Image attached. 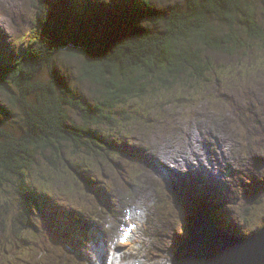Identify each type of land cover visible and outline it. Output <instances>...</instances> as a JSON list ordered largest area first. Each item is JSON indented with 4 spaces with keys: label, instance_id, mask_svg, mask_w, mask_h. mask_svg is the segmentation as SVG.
I'll list each match as a JSON object with an SVG mask.
<instances>
[{
    "label": "rangeland",
    "instance_id": "374dc122",
    "mask_svg": "<svg viewBox=\"0 0 264 264\" xmlns=\"http://www.w3.org/2000/svg\"><path fill=\"white\" fill-rule=\"evenodd\" d=\"M63 1H65L63 13L66 25L70 30L72 26H79L81 22H87V16L76 18L71 15L80 10V6L89 10L92 9V5L94 12L105 13V19H110L115 14L113 8H115L116 0H87L83 2L81 0H0V36L3 35V26L6 30L15 33V41H23L25 44L26 37H30L35 30L36 23L34 21H36L37 11L50 9L53 12L56 4L60 5ZM166 1L170 2L171 0ZM255 3L259 4L258 20L264 25V2L260 0ZM74 5L79 8H75ZM59 8L61 9L60 6ZM10 43L14 47L17 46L15 49L18 51L21 48V45L17 43ZM262 47L264 48V44L256 47L250 56H243L240 60L237 57L223 59L220 56L221 60L220 62L215 61L214 70L209 79L199 86L198 92L201 95L198 97L183 88L175 91L172 96L162 94L159 97V94L156 93L154 97H159L156 99L159 100L157 103H153L154 99L143 98L144 100H131L123 109H117L120 114H116V120H118L116 127H104L105 132L113 134L110 140L114 141L113 138H115L116 141L108 143L109 152L106 154L91 152V155H95V162L87 157L84 151L75 153L73 150H67L64 152V157L57 155L59 152H63L60 150L46 156L37 154L38 164L35 163L32 168L31 164L28 165V169H25V174L22 177L14 178L6 189L0 191V198L6 197L7 202L12 198L13 201V209L4 216L5 226L8 229L11 228L9 226L19 227L18 223L21 222V219H27V223L31 222L32 230L36 224L42 227L46 226V229L31 235H28L31 233L28 232L29 241L26 242V245L21 242L23 246L15 247L16 244H20L18 241L10 243V251L0 257V264H69L70 262H72L71 264H112L117 248L116 244L130 249L126 244L120 243L121 228H116V224H112L113 217H116V223L118 220L125 221L121 212L126 210L138 211L140 215L144 214L147 219H153L154 231L146 232L140 227L135 237L136 250L128 254L118 253L120 261L130 264L137 262L175 264L174 259L178 253L182 252L180 248L186 243V240H189L188 244L191 245V248L199 246L198 249H201L203 246L201 239L204 234H211L217 230L210 223L209 213L205 209L202 212L193 211L191 222L187 224V221L184 220L185 208L181 203V200L186 201L185 196L191 203L194 198L205 197L207 200L205 202L212 206L213 213L219 216L226 226V220L230 217L235 219L234 221L239 219L241 223L236 224L237 234L246 238L251 233V242L259 244L262 241L260 236L264 237L262 235L264 231V50L261 51ZM15 56L17 57L16 54ZM41 63V68H45V71L35 66L33 68L35 77L39 75L52 84H55L58 79L61 80L70 90L66 89L67 92H65L64 86L55 87L61 92L60 95L63 98L65 95L69 96L68 101H80L85 98L88 104H95V96H91L88 82L79 83L77 88L75 84L70 83L72 78L56 66L61 64L77 73L79 63L75 59L58 61V64ZM55 67L58 70V79L52 75V70ZM81 88L86 89L87 93L83 94ZM11 90L14 91V94L8 91L0 93V106L14 114H12V118L7 119L10 122L6 124V128L12 127L20 133L19 125L32 127L36 125L35 122L28 123L26 121V112L30 110L33 100L28 99L26 102H22L20 91L15 87H11ZM15 96H18L17 103L14 102L16 107L10 105L11 98ZM64 106L69 107V104ZM124 110L130 114L123 115ZM66 111L71 118L69 109L66 108ZM191 113H195V115H190ZM76 114H81V112L77 110ZM188 116L191 120H187ZM23 117L24 122L18 123V118L23 119ZM73 117L76 119L75 116ZM123 118H127L129 121L124 120L123 123ZM184 124L188 126V132L186 128L182 129L181 126ZM95 128L98 127L90 129L94 131ZM197 131L200 133L198 134ZM186 133L196 135L193 138L194 143L192 141L188 147L189 136ZM202 138L204 141L200 140ZM208 140L209 144L207 145L206 141ZM203 144L209 149L212 146L213 151L207 152ZM145 145L150 146L151 154ZM130 147L136 151H144L146 155L151 156L153 160L148 163L152 167L145 161L135 159ZM116 149L121 151L117 152L120 154H116ZM172 149H176L174 153L180 159V163H177L176 159L169 158V152L173 151ZM144 153L141 152L140 155H145ZM104 154L114 158L110 159L108 163L105 160L102 163L98 162ZM185 154H189L188 161L182 157ZM229 162L236 164L235 170L229 169ZM224 164H227L228 169L226 166L224 167ZM67 165L70 167L68 168ZM214 165H217V168L214 169ZM75 167L78 169L79 176H88L94 179L97 187L105 190L108 203H111L108 200V196L111 195L114 209L107 207L110 209L108 211L98 202L95 195H92L91 198L88 188L85 193L82 190L84 185L80 180L74 182L69 180L71 171L76 173ZM163 168L167 170L166 177L178 175L177 181L180 179L179 182L184 185L182 191H177L173 185H171L172 188L170 186L171 190H168L169 185L163 180ZM203 168L208 171V174H211L212 170L221 173L223 178L229 182L224 180L215 182L209 178L210 182L207 184L203 178L198 181L200 186L196 182L182 180V174L198 176ZM158 169L160 171H157ZM168 171H172V174L169 175ZM233 179L234 181H232ZM78 182L80 185L78 189H75ZM220 182H226L224 183L227 185L226 188L221 186ZM254 182H260V184L252 187ZM112 184H116V186L111 192ZM150 184L154 187L149 186ZM205 185H209V188H204ZM147 186L148 189L153 187V190L147 191ZM32 188H37L40 191L47 190L49 194L56 191L57 194L54 197L58 204L57 208L51 211L43 207L39 209L38 206L28 201L29 194L26 195L24 191L29 190L30 192ZM246 188H250V190L247 192ZM67 196L70 200H65ZM29 197L33 199L35 191H32ZM74 204L81 207L79 211L85 209V212L88 213L86 219L91 223L90 241H87L85 248L82 249L87 260H84L85 256L81 257L82 252L78 251L81 249L80 244L82 245L85 239V234H80L81 231L84 232L82 227L85 228L86 224L89 226L90 223L84 218L66 214L62 207L76 209ZM8 208H10L9 203ZM38 210L39 213L35 216ZM189 210L191 209L189 208ZM0 211L6 213L1 208ZM39 216L45 218L42 219ZM189 216L190 214L187 218ZM69 218H74V220L71 221ZM128 218L129 216L126 217L127 220ZM131 222L133 221L128 220L127 224ZM190 226H196L192 235H190ZM202 226L206 231L202 230ZM68 229H70L71 235H66ZM22 231L25 236L27 231L25 229ZM142 232L147 233L146 240H144ZM154 233L158 234L155 242ZM221 233L217 234L220 240L231 239L220 236ZM76 234L82 241L76 239ZM9 235L10 233L7 232L6 236L9 237ZM0 240L4 242L1 236ZM14 240V238L11 239V241ZM230 242L236 243L232 239ZM175 243L181 244L175 246ZM150 247L165 258V262L149 258L147 253ZM165 247L170 249L166 252L159 249ZM205 251L202 254L207 255ZM215 252L217 253V251ZM194 257L196 259L199 256L195 254ZM262 258L261 264L262 261L264 262V256ZM183 259L184 257L181 258V260ZM215 259H220V257L216 256ZM212 264L219 263L215 261Z\"/></svg>",
    "mask_w": 264,
    "mask_h": 264
},
{
    "label": "trees",
    "instance_id": "16d2710c",
    "mask_svg": "<svg viewBox=\"0 0 264 264\" xmlns=\"http://www.w3.org/2000/svg\"><path fill=\"white\" fill-rule=\"evenodd\" d=\"M64 2L56 4L53 12L37 11L35 30L26 37L25 44L19 42V51L15 50L0 68V93L14 94L11 87H15L20 91L22 102L32 99L26 121L36 123L34 127L19 125L20 133L12 127L8 129L7 119L13 113L0 106V191L14 178L22 177L28 165L32 168L38 164L37 154L46 156L60 150L63 152L57 155L64 157L67 150L84 151L95 162L91 152L106 154L108 143L116 141L110 140L113 134L105 132L104 127H116V114H120L117 109L143 98L157 103L162 94L172 96L183 88L198 97L199 86L209 79L220 56L240 60L264 44V25L258 20L259 4L255 3L260 0H116L115 14L110 19H105V13L94 12L92 5L89 10L80 6L71 15L87 16V22L72 26L71 30L66 25ZM72 59L79 63L77 73L58 64ZM41 62L57 63L77 88L79 83L88 82L95 104H88L85 98L74 102L68 101L67 95L63 98L55 86H64L65 92L70 88L58 79L56 67L52 70L53 77L58 79L55 84L39 75L35 77L33 68L38 66L41 70ZM81 91L87 93L84 88ZM156 93L159 97H154ZM17 98H11V106L17 103ZM77 110L81 114H76ZM126 114L130 113L124 110L123 115ZM122 120L124 123L128 119ZM20 122H24V117L18 118ZM91 127L98 128L93 131ZM117 152L121 151L116 149V154H120ZM105 154L98 162L108 163L114 158ZM75 171H71L69 179L73 182L80 180L77 167ZM36 189L24 193L30 196ZM205 201L199 205L211 207ZM12 203V198L8 202L6 197L0 198V208L6 211H0V236L4 240H0L1 256L10 251L12 242L20 243L15 247L26 245L28 232L35 231L27 219H21L19 227L5 226L4 216L13 209ZM184 208L193 216V209ZM214 220L222 227L221 220L215 216ZM229 226L225 230L237 234L236 226ZM22 229L27 231L25 236Z\"/></svg>",
    "mask_w": 264,
    "mask_h": 264
},
{
    "label": "bare ground",
    "instance_id": "6f19581e",
    "mask_svg": "<svg viewBox=\"0 0 264 264\" xmlns=\"http://www.w3.org/2000/svg\"><path fill=\"white\" fill-rule=\"evenodd\" d=\"M15 34V33H14ZM12 37L14 38V35H12ZM22 42V41H21ZM20 42V43H21ZM182 127V129H184V128H186L187 129V132H188V126L186 125V124H184V125H182L181 126ZM182 129H181V131H182ZM197 133L199 134L200 132L199 131H197ZM186 135H188L189 136V139H188V142H187V147L189 146V145H191L192 144V141H193V138H194V136H196V135H193V134H189V133H186ZM199 139V138H198ZM201 141H204V138H202V139H200ZM199 142V141H198ZM193 143H194V141H193ZM206 144L208 145L209 144V140L208 141H206ZM196 145V144H195ZM146 147H148L149 148V150H150V154L152 153V149L150 148V146H148V145H145ZM203 146H204V148H205V150L207 151V152H211V150L213 151V148H212V146H210V149L205 145V144H203ZM195 148H196V146H195ZM173 151H170L169 152V158L170 159H176L177 160V163H180V159L178 158V157H176L175 156V153L174 152H176V149H172ZM180 150V149H179ZM198 154V153H197ZM189 156V154H185V155H183L182 157L185 159V160H188L187 159V157ZM184 159H182V160H184ZM194 160V159H193ZM210 160H212V158L210 157ZM157 162H159L160 160H156ZM187 162V161H186ZM228 165H229V169H235L234 168V166L236 165V164H233L232 162H229L228 163ZM202 166V165H201ZM226 166V168L228 169V166H227V164H224V167ZM179 167V166H178ZM215 168H217V165H214V169ZM164 170H166L165 168H163ZM204 169V168H203ZM202 169V170H203ZM180 170V169H179ZM167 171V170H166ZM238 171H241V169H238ZM172 171H168V174L169 175H171L172 173H171ZM208 171H202V174L203 175H200V177H196V176H194V175H192V176H189V175H187V176H185V174H182L183 175V178H182V180L183 181H189V182H196L198 185H200L201 186V184H199V182L198 181H200V180H202L203 178L205 179V181H206V183L207 184H209V178H215V181L217 182V181H220V180H222L219 176H218V174H216L215 173V171H212V173L211 174H208L207 173ZM234 174V173H233ZM232 174V175H233ZM179 175H180V173H179ZM173 176V175H172ZM178 176V175H177ZM177 176L176 177H170V179H173V182L174 183H180L179 181H180V179L177 181ZM210 176V177H209ZM196 177V178H195ZM166 179H167V177H165ZM213 180V179H212ZM232 181H234V179L232 180ZM224 183H226V182H220V184H221V186L223 185L224 186V188H226V186L227 185H224ZM238 183V182H237ZM239 184V183H238ZM238 186V185H237ZM204 188H206V189H208L209 188V185H205V187ZM216 188V187H215ZM146 189H147V187H146ZM148 191V190H147ZM185 199H186V201H184V200H182V203L183 204H185L186 205V207H190V205L191 204H194L193 205V210L194 211H196V210H198V211H200V212H202L204 209H205V211L206 212H208L209 213V218H210V221L213 223V226H215L216 227V229H217V232L218 233H220V232H222L221 233V236L222 237H224V238H231L232 240L233 239H236V240H239V239H245V242H249V240L251 239V236H250V234L251 233H249L248 235H247V237L246 238H244V237H242V236H236V235H239V234H231V233H229V232H227L225 229L226 228H229L230 226V224H233L232 222H230L229 220H226L227 221V226L225 225V223L220 219V217L219 216H217L216 214H214L213 213V208H212V206L207 202V204L209 205V206H211V207H206V206H203V205H199V203L201 202V201H203L204 199L206 200V198L205 197H202L201 199H193V201H194V203L192 202H190V200H188V198L185 196ZM154 201V200H153ZM207 201V200H206ZM189 202V203H188ZM196 206H197V209H196ZM153 213L155 212V211H152ZM192 213H193V211H192ZM129 216V219H130V221H133V222H131L133 225H135V229L133 230V232H132V234H131V236L128 238V241H127V243L126 244H130L131 242H132V240H133V238L136 236V232H137V230L138 229H140V227L144 230V231H146V232H152V231H154V225H152L153 224V219L151 220V219H147V217H145V215L144 214H141L140 215V213H134V211L133 212H130V211H123V213H122V216L123 217H125V216ZM155 215V214H154ZM121 215H119V217H121V218H123ZM141 216V218H139ZM214 216L216 217V219L217 220H221L222 221V223H223V225H222V227L221 226H219L218 225V222L216 221V220H214ZM191 219H192V215L191 216H189V218H188V223L190 224V222H191ZM209 220V219H208ZM238 222H240V220L239 219H237L236 221H234V226H236V224L238 223ZM112 224H116V228H119V227H121V232L123 233L125 230H126V226H127V221L125 220H123V221H120V220H118L117 221V223H116V217H113V219H112ZM203 231H206L205 230V228H203ZM146 232H143V233H146ZM195 232V231H194ZM216 231L214 232V233H211V234H208L209 236H211L212 238H213V240L216 238V236H217V233ZM147 234V233H146ZM228 236V237H227ZM178 244H180V243H175V246L176 245H178ZM262 245V247H260ZM207 245H205V246H203V247H206ZM264 243H259L258 244V242H255L253 245H252V247H251V249L249 250H245L246 252H243V251H235V250H233V249H231L230 248V251H227L226 253H227V255H228V261H226V264H247L248 263V261L249 262H251V264H261V259L263 260V256H264ZM182 247H183V245L181 246V248H180V250L182 249ZM184 247H186V243H185V245H184ZM236 248V247H235ZM115 251L117 252V251H123V246H121V245H117V248L115 249ZM129 252L131 251V250H128ZM199 251V249H195L194 250V252L192 253V254H195V253H197ZM191 254V255H192ZM255 254V255H254ZM0 257H1V255H0ZM178 258H179V256H178V254L176 255V257H175V259H174V261H175V263H176V260H178ZM205 264L204 262H201V257H197L196 259H194V261L193 260H187V259H183V260H181L180 262H179V264ZM117 264H121V262H120V260L118 259L117 260ZM124 264H128V263H124ZM219 264H223V263H219ZM262 264H264V262L262 261Z\"/></svg>",
    "mask_w": 264,
    "mask_h": 264
},
{
    "label": "water",
    "instance_id": "95a60500",
    "mask_svg": "<svg viewBox=\"0 0 264 264\" xmlns=\"http://www.w3.org/2000/svg\"><path fill=\"white\" fill-rule=\"evenodd\" d=\"M187 217H188V212L185 209L184 210V220H186L187 224H188V218ZM210 223H212V222L210 221ZM187 226H189V225H187ZM194 228H196V226H194V227L190 226V235L193 234ZM201 228L203 230L204 227L202 226ZM262 235H264V231L262 232ZM220 236H221V234H220ZM251 239L249 240V242H245V239H239V240L233 239V241H235L236 243H231L230 242L231 239L223 241V240H220L219 236L217 235L216 238L213 240V238L211 236H209L208 234H204V236L201 239V242H202L203 246H205V245H207V246L206 247L202 246V248L199 249V251L195 254L198 255L199 257H201V262H204L205 264H212V262H215V261H217L218 263L221 262L223 264H226V261H228V255L226 252L230 251V248L235 250V251H243V252H246L245 250H248V249L250 250L252 245L255 243V242L252 243ZM260 240H262L260 243H264V241H263L264 237L260 236ZM188 242H189V240H186V247H184V245H185V243H184L183 247H182V252L178 253L179 260L176 261V264H179V261H181L182 257H184V259L194 261V258H195L194 255L195 254H192V253L194 252L195 249H198L199 246H195V247L193 246L191 248L190 247L191 245L188 244ZM205 249H206V251H205ZM204 251L206 252L207 255L202 254V252H204ZM215 251H217V253ZM216 256H219L220 259H215ZM247 264H251V262L248 261Z\"/></svg>",
    "mask_w": 264,
    "mask_h": 264
}]
</instances>
